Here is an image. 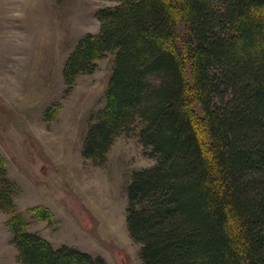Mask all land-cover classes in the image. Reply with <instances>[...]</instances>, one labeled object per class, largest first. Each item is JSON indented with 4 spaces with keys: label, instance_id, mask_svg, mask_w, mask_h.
<instances>
[{
    "label": "trees",
    "instance_id": "obj_1",
    "mask_svg": "<svg viewBox=\"0 0 264 264\" xmlns=\"http://www.w3.org/2000/svg\"><path fill=\"white\" fill-rule=\"evenodd\" d=\"M108 1L116 5L98 12L100 33L78 42L63 76L70 88L116 53L83 155L105 163L116 139L143 123L140 141L157 164L133 174L127 210L143 264H264V0ZM13 194L0 154L6 213L16 212ZM8 225L19 264H108L54 248L21 215Z\"/></svg>",
    "mask_w": 264,
    "mask_h": 264
},
{
    "label": "rangeland",
    "instance_id": "obj_2",
    "mask_svg": "<svg viewBox=\"0 0 264 264\" xmlns=\"http://www.w3.org/2000/svg\"><path fill=\"white\" fill-rule=\"evenodd\" d=\"M108 0H0V154L14 192L15 213L0 209V264H19L9 220L54 248L70 246L108 264H143L141 244L127 225L133 174L153 168L140 141L143 123L114 142L103 164L83 155L91 125L106 108L116 53L68 88L64 68L78 42L99 34ZM188 29L178 20V45L187 53ZM191 75V64L187 62ZM195 108L203 117L202 107ZM44 211L50 220H42Z\"/></svg>",
    "mask_w": 264,
    "mask_h": 264
}]
</instances>
